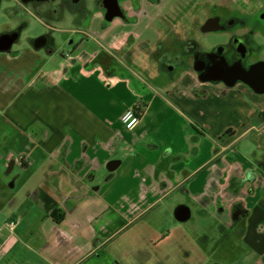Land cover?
<instances>
[{
	"label": "crops",
	"instance_id": "1",
	"mask_svg": "<svg viewBox=\"0 0 264 264\" xmlns=\"http://www.w3.org/2000/svg\"><path fill=\"white\" fill-rule=\"evenodd\" d=\"M33 5L0 4V15L47 26ZM126 7L109 24L98 7L72 50L19 36L0 53V169L21 171L0 187V209L17 222L11 230L0 214V264H100L128 231L144 235L139 248L159 249L173 235L156 233L150 212L185 223L192 207L264 260V87L201 77L192 47L209 49L213 35L193 36L199 20L177 0ZM7 26L0 37L16 32ZM174 60L185 65L178 76ZM137 103L145 112L130 131L122 116Z\"/></svg>",
	"mask_w": 264,
	"mask_h": 264
},
{
	"label": "rangeland",
	"instance_id": "2",
	"mask_svg": "<svg viewBox=\"0 0 264 264\" xmlns=\"http://www.w3.org/2000/svg\"><path fill=\"white\" fill-rule=\"evenodd\" d=\"M68 1L56 0L55 9L52 10L50 15L43 18L38 16L36 6L32 4L35 7L37 17L47 26L26 13L19 15L22 20L18 25L2 14L0 15V32L7 24V27L19 31L18 37L20 36L19 40L22 44H28L32 40L36 42L40 38H47L48 47L46 48H53L52 39L57 41L56 45H62L65 50H72L78 45H85L87 39L85 35L80 33V29L86 28L92 20L93 14L98 9V0H76L72 4ZM118 1L121 6L127 4L128 8L132 10L140 9L141 4H161V0ZM205 1L209 0H177V4L180 6L182 16L194 18L202 17L201 5ZM19 3H23V0H0V4ZM25 3H28V0ZM49 36L52 37L51 40ZM209 37H211V41L218 40L216 35L207 38ZM70 41H73L71 46H69ZM258 46L259 54L255 60H264V41H259ZM165 61H168V57ZM171 64L176 71L172 76L180 75L182 69L185 68L183 63L178 64L175 60ZM163 73L172 74L169 71H163ZM20 173L21 171L15 170L8 176L5 167H2L0 169V187L2 188L4 184L6 189L10 190L8 187H10L12 180L21 175ZM1 191L5 192L4 188ZM136 203L139 204L140 202ZM192 209L193 218L185 223H179L170 213L160 215L157 209L153 210L150 212L149 218L151 220L158 218V221L154 222L156 233H161L163 230L165 233L171 232L173 235L171 243L163 245L159 249L155 246L143 249L138 247V242L145 240L143 234H140V232L132 234L130 231L122 232L109 245L104 247L102 252L106 256L101 257L100 264H264V260L255 258L252 250L241 241L239 233H235L230 227L225 231L218 225L216 220L203 218L200 216L198 209L194 207ZM6 212L8 211L0 209V214ZM11 216L12 212L9 211L5 216L7 223L10 222ZM143 221L140 220L138 224H143ZM101 223L102 221H100ZM178 228H183V232ZM126 242H131L128 248H124ZM187 243L188 246H186Z\"/></svg>",
	"mask_w": 264,
	"mask_h": 264
},
{
	"label": "flooded vegetation",
	"instance_id": "3",
	"mask_svg": "<svg viewBox=\"0 0 264 264\" xmlns=\"http://www.w3.org/2000/svg\"><path fill=\"white\" fill-rule=\"evenodd\" d=\"M75 1L68 2L72 4ZM55 2L28 0V3L22 4H40L52 12ZM100 2L104 7V1ZM204 4L201 5L202 17L193 18L199 21L192 35L195 36L197 32L204 36L212 34L218 40L211 41V37L208 38L209 49L200 48L197 42L193 44V67L206 79H219L224 83H250L262 89L264 60L255 58L259 54L258 42L264 41V0H209ZM125 5L120 4L126 15ZM18 34L19 31L5 35Z\"/></svg>",
	"mask_w": 264,
	"mask_h": 264
},
{
	"label": "water",
	"instance_id": "4",
	"mask_svg": "<svg viewBox=\"0 0 264 264\" xmlns=\"http://www.w3.org/2000/svg\"><path fill=\"white\" fill-rule=\"evenodd\" d=\"M104 1V7L106 11L105 18L108 22H112L117 18H123L124 12L122 11V8L119 4L118 0H103ZM18 39L17 36H10V35H2L0 37V53H9L15 44V42ZM47 45V38H40L35 42V47L37 49L44 48ZM214 81H218L219 79H211ZM229 85H234V83H227ZM119 163L112 162L109 165V170L113 171L117 169ZM180 218L183 219V216L180 215Z\"/></svg>",
	"mask_w": 264,
	"mask_h": 264
},
{
	"label": "built area",
	"instance_id": "5",
	"mask_svg": "<svg viewBox=\"0 0 264 264\" xmlns=\"http://www.w3.org/2000/svg\"><path fill=\"white\" fill-rule=\"evenodd\" d=\"M66 57L71 61L76 59L82 62V56H77L75 58L73 54H67ZM106 82L108 85L112 84V82L108 81V78L106 79ZM144 112L145 106L142 103H137L135 106L129 108L122 116V123L125 128L130 131L137 128L141 123ZM17 162L22 166L31 165V160L25 156H19ZM8 226L11 230H14L17 226V222L12 220L8 223Z\"/></svg>",
	"mask_w": 264,
	"mask_h": 264
},
{
	"label": "trees",
	"instance_id": "6",
	"mask_svg": "<svg viewBox=\"0 0 264 264\" xmlns=\"http://www.w3.org/2000/svg\"><path fill=\"white\" fill-rule=\"evenodd\" d=\"M26 0H23V3H25ZM36 8H37V14L39 17L43 18L47 15H50L52 12H50V10H47L46 8H42L40 4H35ZM98 7L99 9L105 11L104 7L102 6V3L100 2V0H98ZM52 11V9H51Z\"/></svg>",
	"mask_w": 264,
	"mask_h": 264
}]
</instances>
